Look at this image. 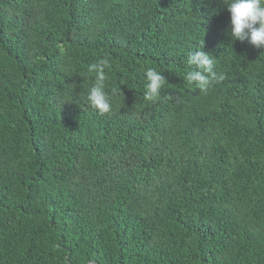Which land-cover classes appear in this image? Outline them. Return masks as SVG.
Listing matches in <instances>:
<instances>
[{
  "label": "trees",
  "instance_id": "1",
  "mask_svg": "<svg viewBox=\"0 0 264 264\" xmlns=\"http://www.w3.org/2000/svg\"><path fill=\"white\" fill-rule=\"evenodd\" d=\"M0 264H264V47L226 0H0Z\"/></svg>",
  "mask_w": 264,
  "mask_h": 264
},
{
  "label": "clouds",
  "instance_id": "2",
  "mask_svg": "<svg viewBox=\"0 0 264 264\" xmlns=\"http://www.w3.org/2000/svg\"><path fill=\"white\" fill-rule=\"evenodd\" d=\"M226 7L230 12V34L234 40L247 41L256 48L264 47V0H226ZM189 65H194L196 70L186 74L189 82H196L201 90H206L212 80L224 79L223 74L216 77L213 72L214 61L203 50L192 52L188 59ZM107 59H101L90 66V71L96 72L95 83L87 93V101L101 114L111 111V98L105 90V67ZM147 84L145 99L154 100L159 96L165 83V77L154 68L145 72Z\"/></svg>",
  "mask_w": 264,
  "mask_h": 264
}]
</instances>
